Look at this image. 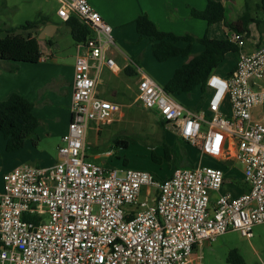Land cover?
Returning a JSON list of instances; mask_svg holds the SVG:
<instances>
[{
	"label": "built area",
	"instance_id": "built-area-1",
	"mask_svg": "<svg viewBox=\"0 0 264 264\" xmlns=\"http://www.w3.org/2000/svg\"><path fill=\"white\" fill-rule=\"evenodd\" d=\"M60 2L59 19L77 16L92 35L77 44L72 119L59 162L25 164L4 175L0 264H190L205 243L229 231L252 239L254 227L264 224V120L254 115L264 107V46L241 52L225 80L215 73L208 83L212 97L197 109L177 103L147 75L138 82L137 101L156 110L183 141L203 156L242 165L249 190L222 195L212 208L211 195L225 183L221 168L198 164L157 179L149 171L117 170L87 158L89 125L109 123L120 111L96 91L104 69L116 67L109 56L113 29L88 0ZM225 37L241 49L246 45L244 34ZM226 98L228 115L222 111Z\"/></svg>",
	"mask_w": 264,
	"mask_h": 264
},
{
	"label": "crops",
	"instance_id": "crops-1",
	"mask_svg": "<svg viewBox=\"0 0 264 264\" xmlns=\"http://www.w3.org/2000/svg\"><path fill=\"white\" fill-rule=\"evenodd\" d=\"M217 1H220L227 8L228 16L231 21H237L243 15L246 4L251 8L253 16L257 14L256 9L259 0ZM88 2L112 27L115 42V46L109 49V56L115 59L116 67L114 69H104L100 75L96 91L99 98L117 103L120 106V111L109 123H91L88 127L87 139L85 142L87 153L89 152L87 158L93 163H95L94 160H100L102 161V165L95 164L109 167L110 163L104 159L105 153L101 149L100 144L104 128L113 125L116 121H120L125 117L127 112L123 110L124 107L131 108L134 103H139L137 100L138 82L140 78L132 85L130 82H122L121 76L125 74L126 76L138 77L139 73H141L149 76L158 85L164 88L173 78L176 70L186 63L184 60L185 58L182 57L171 58L164 63H160L154 58V60L162 66L161 71H159L161 79L158 78L156 74L154 75L146 72L143 65L147 67L146 64L149 62L147 65L151 64L149 67H154L151 61V54L153 55V53L149 39L142 38L138 34L136 20L140 16L146 15L156 24L159 30L177 36L191 34L198 38H202L208 34V36L213 39L224 38L229 30L223 23L209 27L206 21L191 17L192 9L198 11L205 10L208 0H88ZM60 7V0H0V39L18 34L24 36L32 34L38 38L42 52V59L37 64L4 62L0 66V100L5 101L15 93L20 94L34 103L35 107L33 113L40 120V125L33 138L28 140L22 149L15 152L7 151V141L0 131V192L4 189V175L15 168L25 164H33L38 167H51L60 160L59 152L56 156H52L49 152L41 148L45 139L55 136L61 143L59 145L60 147L63 144L62 138L68 132L69 124L72 119L70 105L72 101L78 43L74 41L71 29L67 26L66 22H62L58 17L57 11ZM39 13L43 15L47 22L31 30L20 29V27L27 22L34 21ZM258 17L264 19L263 15H259ZM51 26L56 27L50 29ZM45 29L48 30L52 36L39 39L42 31ZM249 29L250 37L247 38L246 45L242 48L241 52L252 54L259 47L264 46V26L259 29L256 24H251ZM67 36H70L73 40L75 54L63 57L61 55V41ZM179 45L181 47L187 46L184 42H181ZM197 48H199V53L204 50L201 44L195 43L193 46V53ZM227 60L231 61V65L226 70L222 71L220 68L216 72V75L222 80H225L235 68L237 56L228 54L225 62ZM16 66H18V70L14 71ZM193 93L189 96L192 101H187L188 105L181 104L177 101V96L187 94H170L177 103L185 108H200L201 101L193 104ZM127 97H131V103L129 105L122 104L121 98ZM201 97L202 93L200 91L199 100ZM222 111L227 115L230 114V103L228 98L225 99ZM161 124H164V127H161ZM159 125L162 129H165L166 132L174 134L173 144L170 142L171 145L169 140L165 138V141L173 151L174 145L178 146L179 143L183 144L187 147V158L191 163L196 161L190 159L191 155L195 154L196 158L198 155L201 157L200 164H204L202 163V158L204 156L199 153L196 147L183 141L171 128H168L165 123L161 121V118L159 120ZM113 141L125 148H128L130 145L127 140L121 138V135L114 138ZM123 142H126L127 146H124L122 144ZM152 150L153 147L151 146L150 154H152ZM106 155L110 157L111 152ZM213 160L218 162L217 165H222V162H224L216 159ZM125 161L127 164H125ZM125 161L122 167L113 168L110 166V168L117 170L121 168H131L130 163L127 160ZM177 161L176 158V162L168 163H173L176 165V169H181L182 166H179L180 164ZM153 163L156 167L153 171L147 169L137 170L149 171L157 179L168 178L174 172L173 170L172 173L168 175L163 168V162L162 164ZM217 165L216 168H221L225 173V183L219 192L211 195L212 208L215 207L217 200L222 195L231 194L233 197H240L249 190L248 186L246 188H241L238 185H233V180L231 185H229L227 183L230 180L227 178L228 169ZM226 187H228V189Z\"/></svg>",
	"mask_w": 264,
	"mask_h": 264
},
{
	"label": "trees",
	"instance_id": "trees-1",
	"mask_svg": "<svg viewBox=\"0 0 264 264\" xmlns=\"http://www.w3.org/2000/svg\"><path fill=\"white\" fill-rule=\"evenodd\" d=\"M245 7L243 15L237 21H231L227 8L220 1L208 0L206 9L203 11L192 9L191 17L206 21L209 27L223 23L229 31L244 34L247 40L250 37L249 27L251 24H256L259 29L264 26V19L258 17L259 15L264 16V0H259L256 16L252 15L248 4ZM45 22L47 21L39 13L34 21L27 22L20 29L31 30ZM66 24L71 29L72 37L77 43L87 41L92 35L91 27L77 16H72ZM136 25L140 37L149 39L153 56L160 63L176 57L190 58L193 55L195 43L204 47L201 53L178 68L173 78L165 85V90L171 94L185 93L190 96L199 88L202 98L206 97L208 95V83L211 77L223 66L227 55L233 54L238 58L242 51L226 37L213 39L207 34L198 38L191 34L177 36L163 32L146 15L140 16L136 20ZM181 42L186 43L187 46L181 47L179 45ZM41 59L42 52L39 40L32 34L28 36L18 34L0 39V66L4 62L37 64ZM17 70L18 66L15 67L14 71ZM202 106L204 104L201 102L200 107ZM34 107V103L17 93L8 100H0V131L7 141L6 149L8 152L22 149L26 142L36 134L40 120L33 113ZM161 127H164V124H161ZM122 144L127 146L126 142ZM162 145L165 159L168 162H176L174 151L169 144L163 140ZM151 158L153 162L162 164L163 160L159 159L155 153H152ZM125 164H127L126 161ZM228 263L245 264V261L237 250H232L229 253Z\"/></svg>",
	"mask_w": 264,
	"mask_h": 264
},
{
	"label": "rangeland",
	"instance_id": "rangeland-1",
	"mask_svg": "<svg viewBox=\"0 0 264 264\" xmlns=\"http://www.w3.org/2000/svg\"><path fill=\"white\" fill-rule=\"evenodd\" d=\"M61 46V55L63 57L75 54L73 49V40L70 36L62 39ZM198 49L199 48L194 51L190 58H185L184 60L188 62L192 57L197 55L199 53ZM151 57L154 67H149L151 65H147L149 62L146 64L147 67L144 65L143 67L145 68L146 72L152 73L154 75L156 74L158 75V78L161 79V74L159 71H161L162 66H160L161 64L154 60L152 54ZM230 65L231 61L227 60L221 67V70H226ZM141 75L142 74L139 73V76L136 77L126 76L123 74V76H121V81L124 83L130 82L132 85H134L135 81H137ZM261 84L264 86V80L261 82ZM199 97L200 91L197 89L193 93V104L198 103V101H201L203 104H205L211 99L212 95L210 98H208V95L204 98L201 97L200 100ZM130 98L131 97L121 98V103L129 105L132 101ZM177 101L181 104L188 105L187 101L191 102L192 100L189 95H180L177 96ZM123 110L127 112L125 117L120 121H116L113 125L104 128L101 137V149L105 153L104 159L110 163L109 168L110 166L113 168L122 167L123 162L127 160L130 163L131 168L147 169L149 171L155 170L156 167L151 159L152 154H150V147L152 146V153H155V155L163 160V168L166 174L170 175L173 170L175 171L176 165L173 163H168V161L165 159L162 142L166 138L169 140V143L171 142L173 144L174 134L171 132H166L165 129L160 127V115L156 113V110H146L139 103H134L131 108L124 107ZM254 115L256 118H263L264 120V107L254 110ZM203 130H206V128H203ZM119 135H121V138L127 140L130 143L128 148L114 143L113 139ZM60 144V141H58L55 136L45 139L44 143L41 145V148L49 152L52 156H56ZM173 147L174 155L178 160L177 162L182 166L181 168L195 167L201 163V157L198 155L196 158L195 154H192L190 159L196 161L191 163L188 160V150L185 145L179 143L178 146L174 145ZM109 152H111L110 157L106 155ZM94 161L97 164L102 163L100 160ZM202 161L205 166L211 167H216L218 163L209 156H204ZM217 166H222L223 168L228 169L227 178L230 180L227 183L229 185H231L233 180V185H238L241 188L247 187L243 180V167L239 162L236 160L224 161L222 162V165L218 164ZM226 188L228 189V187ZM152 192L154 196L156 194L155 190ZM141 199H145V189H143ZM253 235L254 237L252 239H248L242 236V234L238 231H229L226 234L219 236L214 243H205L201 250H197L194 253V259L190 264H229L228 257L232 250H237L241 254L245 264H263L264 224L255 226L253 229Z\"/></svg>",
	"mask_w": 264,
	"mask_h": 264
},
{
	"label": "water",
	"instance_id": "water-1",
	"mask_svg": "<svg viewBox=\"0 0 264 264\" xmlns=\"http://www.w3.org/2000/svg\"><path fill=\"white\" fill-rule=\"evenodd\" d=\"M55 27H56V26H51L50 29H51V28L54 29ZM51 36H52V34L49 33L48 30L45 29L44 31H42V34H41V36H40L39 39H45L46 37H51Z\"/></svg>",
	"mask_w": 264,
	"mask_h": 264
}]
</instances>
